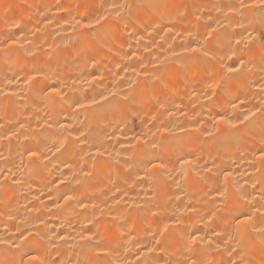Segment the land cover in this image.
Returning a JSON list of instances; mask_svg holds the SVG:
<instances>
[{
  "label": "bare ground",
  "instance_id": "bare-ground-1",
  "mask_svg": "<svg viewBox=\"0 0 264 264\" xmlns=\"http://www.w3.org/2000/svg\"><path fill=\"white\" fill-rule=\"evenodd\" d=\"M259 16L239 0H0V88L12 94L0 95V264L30 250L49 264H177L193 254L188 231L200 264H264V71L250 64L225 91L204 39L215 29L227 49L244 28L258 36ZM195 40L214 66L188 59ZM37 65L55 103L25 82ZM225 170L238 187L222 203Z\"/></svg>",
  "mask_w": 264,
  "mask_h": 264
},
{
  "label": "snow or ice",
  "instance_id": "snow-or-ice-1",
  "mask_svg": "<svg viewBox=\"0 0 264 264\" xmlns=\"http://www.w3.org/2000/svg\"><path fill=\"white\" fill-rule=\"evenodd\" d=\"M239 4H240V9L243 10L251 9L254 14L256 10L259 9L260 16L258 19H259L260 29L258 36H253L252 32H249L248 28H244L243 31L247 33V36L242 35L240 39H237L235 41L234 46L229 44V47L227 49H225L222 42L218 40H209V37L212 35V32L215 31V29L209 28L207 34L204 36V39L208 41L209 44H212L214 47H216L218 49V52L221 53L219 59H220V66L223 69V74L221 75L219 81H217V85L221 88H224L225 91L228 90L225 87L227 82L243 76L247 71V69L249 68L250 64L256 65L261 69V71H264V0H250V2L248 3H246L245 0H239ZM100 19H104V18L100 17ZM105 22L107 21L105 20ZM77 23H80V21L78 20ZM96 23H99V20H97ZM86 27L95 31L93 24L91 22L87 24ZM101 27H103V25H101ZM252 31H256V29H253ZM177 35H181V34L177 33ZM188 35L192 36L193 34L189 32ZM196 35L199 34L197 33ZM12 43L15 42L13 41ZM190 43H193V41H190ZM194 43H195L194 47L185 50L191 51L192 53L197 55L188 57V59L199 61L202 55L203 57L207 58L205 63L214 66L217 60V52H213L206 44L202 43L199 40H195ZM242 45H244V47H241ZM225 55L227 56V61L224 59ZM228 61H230V63ZM33 72L35 73V75L26 76L25 82L30 83L31 89L33 90L34 94L43 96V98L52 100V102L55 103V100L53 98L62 94L60 90L57 88L56 83L46 82L47 73L39 65L34 66ZM137 75H139V73H137ZM155 75L156 73H153V76ZM17 79H19V77H17ZM149 79H151V77H149ZM144 82L146 83V81ZM261 91L264 92V82H262ZM0 95H2L5 99H8L12 94L5 92L2 88H0ZM101 99L103 100L106 98L102 96ZM235 99H239V97L237 96ZM74 103H76L77 108L88 109L91 108L92 105L97 104L98 101L95 98H93L91 101H88L84 104H81L76 101H74ZM232 103H233V107H235V102L233 101ZM259 111L261 112V116L264 117V106H262L259 109ZM245 120H248L247 114L245 115ZM217 123H224V121L221 118L220 120L217 121ZM229 126L235 127V125H231V124H229ZM0 127H2V125H0ZM21 127H23V125H21ZM27 154L30 161H35L43 158L39 155L38 151L36 150L29 149L27 150ZM260 158L264 160V150L261 151ZM179 163L182 166L189 165L190 161L181 158L179 160ZM151 166L152 168H163L164 164L163 162L152 163ZM205 170L211 171L210 169L207 168H205ZM231 177H232V173L225 170L223 173V180L221 182L223 187L217 189V191L220 192L221 194L222 203L225 201V199H230L231 196L234 195L231 192V188L238 187V184L235 181H233L232 184L229 185V180L231 179ZM2 178L6 180L7 176L5 175ZM65 199L72 200L73 197L69 195L66 196ZM235 221L239 227L240 225L248 224L249 217L247 216V214H242V218L236 217ZM256 230L261 232L262 235H264V229H256ZM36 231L39 232V229H37ZM168 232L169 235L171 236L173 229L168 228ZM21 238H23L25 245H27L30 249L32 244L39 242L36 237H32L31 239H29V237L24 236V233H21ZM59 239L63 240L64 237L61 236L59 237ZM183 239H184V243L182 244V247L192 250L193 254L191 257L179 260L177 264H200V262L197 259L194 248V246L197 243L202 241V238H198V232L193 233L192 231H188L186 237H184ZM5 243H7L6 240L0 239V244H5ZM157 243H159V241H157ZM13 246L16 247L17 249H19L20 247L19 245H13ZM94 250H99L105 256L108 255V250L106 248H101L99 244L94 246ZM148 251L151 252L152 249L149 248ZM4 264H8V262L5 261ZM13 264H17V262L13 261ZM18 264H49V261L41 258L38 254H33L32 250H30L28 252H23L21 254ZM51 264H57V262L51 261ZM79 264H88V261L86 260L80 261ZM96 264H107V261L98 258Z\"/></svg>",
  "mask_w": 264,
  "mask_h": 264
}]
</instances>
